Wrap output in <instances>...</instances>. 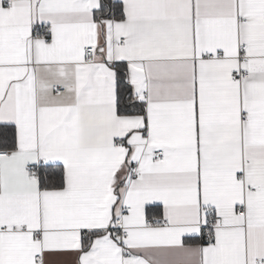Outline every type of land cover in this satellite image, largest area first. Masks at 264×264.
<instances>
[{
	"label": "snow or ice",
	"instance_id": "obj_1",
	"mask_svg": "<svg viewBox=\"0 0 264 264\" xmlns=\"http://www.w3.org/2000/svg\"><path fill=\"white\" fill-rule=\"evenodd\" d=\"M0 264H264V0H0Z\"/></svg>",
	"mask_w": 264,
	"mask_h": 264
}]
</instances>
